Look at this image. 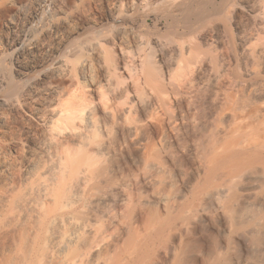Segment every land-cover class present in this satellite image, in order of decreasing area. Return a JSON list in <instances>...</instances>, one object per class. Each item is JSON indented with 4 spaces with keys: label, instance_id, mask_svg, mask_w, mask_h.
<instances>
[{
    "label": "bare ground",
    "instance_id": "bare-ground-1",
    "mask_svg": "<svg viewBox=\"0 0 264 264\" xmlns=\"http://www.w3.org/2000/svg\"><path fill=\"white\" fill-rule=\"evenodd\" d=\"M0 264H264V0H0Z\"/></svg>",
    "mask_w": 264,
    "mask_h": 264
}]
</instances>
